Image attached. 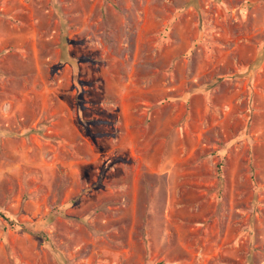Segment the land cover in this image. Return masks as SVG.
Returning a JSON list of instances; mask_svg holds the SVG:
<instances>
[{
  "label": "rangeland",
  "instance_id": "1",
  "mask_svg": "<svg viewBox=\"0 0 264 264\" xmlns=\"http://www.w3.org/2000/svg\"><path fill=\"white\" fill-rule=\"evenodd\" d=\"M0 264H264V0H0Z\"/></svg>",
  "mask_w": 264,
  "mask_h": 264
},
{
  "label": "trees",
  "instance_id": "2",
  "mask_svg": "<svg viewBox=\"0 0 264 264\" xmlns=\"http://www.w3.org/2000/svg\"><path fill=\"white\" fill-rule=\"evenodd\" d=\"M0 217L4 218L5 220H7L3 215L2 213L0 212Z\"/></svg>",
  "mask_w": 264,
  "mask_h": 264
}]
</instances>
